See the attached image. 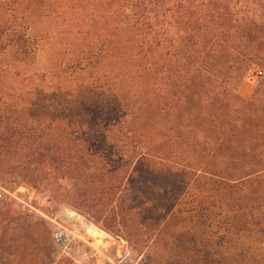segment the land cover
Instances as JSON below:
<instances>
[{"label":"trees","instance_id":"1","mask_svg":"<svg viewBox=\"0 0 264 264\" xmlns=\"http://www.w3.org/2000/svg\"><path fill=\"white\" fill-rule=\"evenodd\" d=\"M44 2L0 0V181L29 182L136 249L162 229L170 188L221 191L260 223L264 76L248 100L238 86L264 72V0H74V73L55 72L74 81L59 92L74 107L51 115L30 108L36 88L2 81L7 48L33 50L25 18L57 9Z\"/></svg>","mask_w":264,"mask_h":264},{"label":"rangeland","instance_id":"2","mask_svg":"<svg viewBox=\"0 0 264 264\" xmlns=\"http://www.w3.org/2000/svg\"><path fill=\"white\" fill-rule=\"evenodd\" d=\"M44 1L47 7L56 4L57 9L53 14L33 13L25 18L33 50L26 54L7 48L3 55L7 70L2 81L7 91L36 88L34 99L28 103L30 108L51 115L56 107L63 111L74 107V99L66 93L59 95L72 89L74 81L55 73L57 69L74 73V67H67L69 63L74 66V0ZM71 1L73 4L67 6ZM16 19L11 15L15 25L20 21ZM17 59L26 61L17 64ZM263 76L264 72L243 79L239 94L250 99ZM18 184L26 186L20 194L14 193ZM2 189L0 264H264V218L259 223L243 216L226 204L232 199L224 198L221 191L190 187L180 193L170 188L168 196L157 195L168 201L169 210L158 217L165 218L162 229L147 247L136 249L124 236L111 234L71 205H58L50 194L29 182L3 180ZM153 191L147 189L142 198ZM29 197L43 215H27L21 209L20 200ZM261 206L264 210V201ZM58 222L74 227L78 234L74 250L68 255L58 254L53 245L52 231Z\"/></svg>","mask_w":264,"mask_h":264},{"label":"built area","instance_id":"3","mask_svg":"<svg viewBox=\"0 0 264 264\" xmlns=\"http://www.w3.org/2000/svg\"><path fill=\"white\" fill-rule=\"evenodd\" d=\"M15 185V184H14ZM26 190L24 184H18L14 193L20 194ZM4 190L0 191V198L3 197ZM19 192V193H18ZM31 197L27 200H20L19 206L27 215L41 216L43 215L38 208H36L32 201ZM78 234L75 231L74 227L67 225L63 222L56 223L54 230L52 231V240L55 250L58 254L68 255L73 252L76 238Z\"/></svg>","mask_w":264,"mask_h":264}]
</instances>
